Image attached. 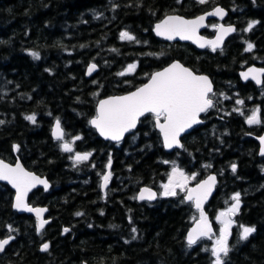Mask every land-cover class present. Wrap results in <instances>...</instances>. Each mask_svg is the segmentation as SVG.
I'll return each instance as SVG.
<instances>
[{
  "label": "trees",
  "instance_id": "obj_1",
  "mask_svg": "<svg viewBox=\"0 0 264 264\" xmlns=\"http://www.w3.org/2000/svg\"><path fill=\"white\" fill-rule=\"evenodd\" d=\"M215 5L227 9L225 22L236 26L221 50L167 43L152 32L167 14L194 17ZM250 21L258 23L244 31ZM213 25L210 21L205 35L213 34ZM122 31L139 43L121 40ZM249 42L250 52L245 51ZM175 59L210 76L216 93L215 107L183 138V148L165 152L147 117L122 145L103 141L90 126L98 99L142 85ZM93 63L98 71L87 78L85 70ZM132 63L134 73L117 75ZM249 65L264 67V0H0V157L10 163L20 159L51 183L49 191L40 188L29 196L31 205L48 208L49 223L40 232L33 216L12 209L14 193L0 183V239L14 237L0 253V264H213L215 216L234 203L237 192L241 207L233 217L225 264H264V156L255 139L264 133V122L246 123L254 109L264 121V84L240 81L238 72ZM28 115L36 122L26 120ZM56 118L71 153L51 137ZM76 153L91 156L74 166ZM109 157L113 178L102 193L100 174ZM173 167L196 174L190 184L209 173L218 177L206 207L216 235L191 248L185 234L197 212L182 192L154 203L135 198L143 185L160 190ZM239 224L256 229L247 241L239 239Z\"/></svg>",
  "mask_w": 264,
  "mask_h": 264
},
{
  "label": "snow or ice",
  "instance_id": "obj_2",
  "mask_svg": "<svg viewBox=\"0 0 264 264\" xmlns=\"http://www.w3.org/2000/svg\"><path fill=\"white\" fill-rule=\"evenodd\" d=\"M199 4L208 3L209 0H197ZM207 16H219L221 19L226 15V12L220 8L215 7L213 11L206 14ZM205 16H199L194 20H186L179 16H168L162 22L156 24L155 32L157 36H162L166 40H173L179 37L181 40H192L198 43L199 47L211 46L213 51L220 48L223 44L224 38L236 31L232 26L213 25L217 30V36L214 40L203 41L197 36L199 28L204 27ZM257 21H250L244 31H251ZM119 38L129 42L137 41L134 35L127 31H122ZM81 47H84L81 45ZM254 45L247 43L245 51H252ZM112 51H118L112 49ZM34 59H39V54L36 52L29 53ZM151 55V54H150ZM137 65L135 63L129 64L126 71L118 73L119 76H125L134 73ZM97 65L90 64L87 69V75H92L96 71ZM242 77L248 80H254L258 85L264 84L260 77L264 76V69L251 68L248 72H243ZM216 93L213 91L211 81L207 76L197 75L190 69L184 67L179 62L172 63L169 67L162 71L155 72L149 78V82L142 87L137 88L135 91L123 95L115 96L109 99L101 100L98 105L97 115L90 121V124L96 128L100 135L105 139L113 141H121L125 133L135 129L141 117L151 115L155 120V126L159 128L163 136V144L167 149L181 148L183 145L180 143V136L183 132L190 129L193 125L202 123L199 119L201 113H207L209 109L215 107V102L212 99ZM223 99H230V97L220 94ZM244 101L241 99L236 100V104L243 105ZM238 111V109H233ZM260 110H252L251 115L246 117V122L249 125H258L262 121L260 117ZM244 113L241 112V115ZM228 115V113H226ZM26 120L32 123L36 122L35 115H28ZM4 121L0 120V124ZM54 139L58 141H65V133L61 127L59 118H56L55 125L52 131ZM77 136L74 140H79ZM261 148L260 155L264 156V136L259 137ZM74 143V141H73ZM19 146L14 145V149L18 150ZM61 149L64 152H73V147L67 141L61 144ZM91 153H76L74 156V166L82 162L88 161ZM164 163H169L164 161ZM107 167L111 168V157H109ZM205 168L211 165H204ZM231 170L235 174L237 171L236 164L231 165ZM101 175V188L106 189L111 179V171L100 174ZM196 174L191 177L186 175L180 169L173 167L168 179V183L162 184L161 187L163 196H177V189L181 192H186L184 200L194 203L195 208L199 211V219L187 234L186 241L189 248L196 245L202 239L212 240L213 230L212 226L205 215L203 205L211 194L215 184L216 176L210 175L206 180L199 182L196 187L188 188L187 184L190 179H195ZM0 180L7 181L16 189L15 203L13 207L18 211L34 212L37 218V230L42 231L48 220L43 218V213L47 211L45 208H34L30 206L27 200L28 192L37 184H42L44 189L47 190L49 185L46 180L33 175L17 163L15 167L5 164L0 161ZM139 200L152 201L157 198V193L153 192L150 188H143L138 197ZM234 203L226 211H221L216 217L217 222L222 226L219 230V235L213 240L210 249L212 257H214L213 264H225V259L228 257L232 247L229 245V237L232 235L231 229L236 223L233 217L239 213L241 207L240 193H235L231 196ZM103 214V213H101ZM77 216H82L83 213L77 212ZM91 227V225H89ZM239 239L247 241L249 237L256 231L255 227L244 226L239 224ZM9 231H15L10 225ZM63 231L67 233L70 231L64 228ZM133 233L136 229H132ZM14 237L0 239V252L5 250L9 245L10 240ZM136 239V236H133ZM128 243V241H125ZM49 244L44 243L41 251H48Z\"/></svg>",
  "mask_w": 264,
  "mask_h": 264
},
{
  "label": "water",
  "instance_id": "obj_3",
  "mask_svg": "<svg viewBox=\"0 0 264 264\" xmlns=\"http://www.w3.org/2000/svg\"><path fill=\"white\" fill-rule=\"evenodd\" d=\"M215 7H220V8H222V9L226 12V15L223 17V19H221L219 16H207V15H206L208 12L213 11ZM202 15H204V16L206 17L205 20H204V24H205V26H204V27H201V28L198 29V31H197V36L200 37L203 41L214 40V39L216 38L217 34H218V33H217V30L215 31V33H214V35H213L212 37H208V36H206V35L203 34V31L208 27V23H209V21H211V20H218V21H220V23H219L218 25H224V26H226V27L230 25V26H232V27H234V28L236 29V26H235V25L224 23V21H225L226 18L228 17V10L225 9L224 7H222L221 5H216V6H214L213 8H210V9H208V10H206V11H204V12H202V13H200V14L194 16V17H185V16H183V15L175 14V13L167 14V15L164 16L162 19H160L159 21H157L156 23H154V25H153V27H152V32H153V34H154L157 38H159V39H161V40H163V41H165V42H167V43H174V42H179V43H191L192 45H194L196 48H198V49H200V50H204V49H206V48H208V47L211 48V46H205V47L201 48V47H199V44H198V43H194L192 40H181L179 37H176V38L173 39V40H166V39H164L162 36H157V35H156V32H155V26H156V24L162 22V21H163L164 19H166L168 16H179V17H181V18H183V19H186V20H194V19H196L197 17L202 16ZM235 32H236V31H235ZM235 32L230 33L229 35H227V36L224 38V41H223V44L221 45V47H220V48H217V49H222L223 46H224V44H225V42H226V40H227L230 36H232ZM211 49H212V48H211ZM174 62H179V63L182 64L184 67H186V68L190 69L191 71H193L190 67L184 65L180 60H177V59H176V60H173V61L169 62V63H168L167 65H165L163 68H161V69H159V70H157V71H155V72H158V71H162V70H164L165 68L169 67V66H170L172 63H174ZM88 67H89V65L87 66V68H86V70H85V76H86L87 78H90L91 76H93V75L98 71V66H97L96 71H94V72L92 73V75H87V74H86V73H87V69H88ZM251 68H255V69H264V67H261V66H257V65H249V66H247L246 68H244V69H242V70H240V71L238 72L239 79L241 80L242 83L252 82V83L255 84L257 87H261L262 84L258 85L254 80L251 79V76L249 77L248 80H245V79L242 77L241 74H242L243 72H248L249 69H251ZM155 72H153L152 74H154ZM193 72H194L195 74H197V75H204V76H207V77L209 78V80L211 81V83H212L213 91H214V87H215V86H214V83H213V81H212V79H211L210 76H208V75H206V74H199V73H196L195 71H193ZM152 74H151V75H152ZM149 78H150V77H149ZM260 79H261L262 81H264V76L260 77ZM148 82H149V79H148L144 84H142V85L139 86V87L144 86V85L147 84ZM139 87H137V88H139ZM137 88H135L134 90L129 91V92H127V93H124V94L110 95V96H106V97L101 98V99L98 101L97 106H96V115H97L98 105H99V102H100L101 100L109 99V98H111V97H115V96H123V95H127V94H129V93L135 91ZM204 114H205V113H201L200 116H199V119L202 121V123H203L202 116H203ZM95 117H96V116H95ZM95 117H93V118H95ZM93 118H92V119H93ZM141 118H143V117H141ZM92 119H91V120H92ZM139 122H140V121H139ZM139 122L137 123L136 128L133 129V130H131L130 132L135 131V130L137 129V127H138V125H139ZM202 123L195 124V125H193L190 129H188V130H186L185 132H183V133L181 134L180 138H179V139H180V143L183 145L182 138H183L188 132L194 130L198 125H200V124H202ZM246 123H247V122H246ZM247 124H248V123H247ZM54 125H55V122H54L53 125H52L51 135H52V131H53ZM248 125H249V124H248ZM91 126H92V125H91ZM92 127H93V126H92ZM93 128H94V127H93ZM155 128H156V130L160 133L159 128H157L156 126H155ZM62 129H63V128H62ZM94 129L96 130L97 134H98V135H99L104 141H111L112 143H118L117 141H113V140L105 139L103 136L100 135L99 131H98L96 128H94ZM128 133H129V132H128ZM128 133H125L124 138H123L121 141H123V140L125 139V137L127 136ZM261 136H264V133L261 134V135H259V136H256V137H255V139H256V141H257V143H258L259 153H260V148H261V144H260L259 137H261ZM160 137H161V140H162L163 149H164L166 152H171V151H173V150L181 149V148H182V147H181V148H175V147H174V148H172V149H167V148L164 147V144H163V136H162L161 133H160ZM52 138L54 139L53 135H52ZM55 140H56V139H55ZM121 141H119V142H121ZM0 161H3L5 164H8V165H10V166H12V167H15V165H16L17 163H19V164L25 169V171L30 172V173H32L33 175L39 177L40 179H42V180H46V181L48 182L49 187H48L47 190L44 189V186H43L42 184H37L35 187H33V188L28 192V194H27V200H26V202H27L30 206L34 207V208H45V209H47V211L43 213V218L49 221V219L46 218V215H47V213H48V208H47L46 206H33V205H31V204L29 203V196H30V194H31L33 191H35L36 189H39V188H42V189H44L45 191H48V190L51 188V183L49 182V180H48L46 177L41 176V175L37 174L36 172L27 169V168L25 167V165L21 162L20 159H17V161H16L15 163H9V162H7L6 160H4V159H2V158H0ZM108 171H111V168H110V169L108 168L106 172H108ZM210 175H214V176H216V184H215V186H214V188H213L211 194L208 196L207 200L205 201V203H204V205H203V208H204V211H205V215L207 216V218H208V220H209V222H210V224H211V226H212V230H213V234H214V233H215L214 223H213V220H212V218L210 217V215H209V213H208V211H207V209H206V206H207V204L210 202V200L212 199V197L214 196V194L216 193V186H217V183H218V177H217V174H215V173H209V174L206 175L203 179H201V180L198 181L197 183L191 185L189 188H194V187H196V185H197L199 182H202V181L206 180ZM0 183H3V184L8 185V186L12 189V191L14 192V196H13V199H12V209H13L14 211H16L18 214H26V215H31V216H33V218L35 219V228H36V231L38 232V230H37V223H38V221H37V218H36L35 213H34V212H26V211H18L17 209H15V208L13 207V205H14V203H15L16 189L13 188L12 185L9 184L7 181L0 180ZM109 185H110V181H109L108 187H109ZM108 187H107V188H108ZM145 187H148V188H150L153 192H156V193H157V191H156L154 188H152V187H149V186H142V187L139 188V190H138V192H137V194H136V199H137L138 201H148V200H139V199L137 198L138 195H139V193H140V191H141L143 188H145ZM107 188H106V189H107ZM106 189H102V188H101L102 192H104ZM185 195H186V192H185ZM185 195H184V197H185ZM157 197H158V193H157ZM156 199H157V198H156ZM156 199H155V200H152V201H149V202H154V201H156ZM185 202H187V203H192V202H189V201H186V200H185ZM192 204H193V208H194V210L197 211V214H198V215H197V219L193 222V224H192V225L189 227V229L187 230V232H186V234H185V241H186V237H187L188 232H189L193 227H195L196 221L199 219V215H200V214H199V211L195 208L194 203H192ZM47 224H48V223H47ZM47 224H46V225H47ZM46 225H45V227H46ZM45 227H44V228H45ZM186 243H187V241H186ZM6 247H7V246H6ZM6 247H5V248H6ZM0 253H1V252H0Z\"/></svg>",
  "mask_w": 264,
  "mask_h": 264
},
{
  "label": "rangeland",
  "instance_id": "obj_4",
  "mask_svg": "<svg viewBox=\"0 0 264 264\" xmlns=\"http://www.w3.org/2000/svg\"><path fill=\"white\" fill-rule=\"evenodd\" d=\"M213 29H214V27H213ZM81 154H83V153H81ZM75 156V155H74ZM176 168H178V169H180L179 167H176ZM181 171H183L186 175H188L189 177H191L189 174H187L184 170H182V169H180ZM172 171V170H171ZM170 174H171V172H170ZM170 174H169V176H170ZM169 176L167 177V179H166V181L163 183V184H166V183H168V179H169ZM189 182H190V180L188 181V184H189ZM188 184H187V186H188ZM159 192H160V197L162 196V197H165V196H163V195H161V193L163 192V189H162V187H161V189L159 190ZM179 192H181L179 189H177V193H179ZM182 193H184V192H182ZM227 209H224V210H221V211H226ZM220 211V212H221ZM220 212H218L217 214H216V216H215V219H216V217L218 216V214L220 213ZM217 221V220H216ZM218 223V222H217ZM219 224V223H218ZM222 226L219 224V228H218V233H217V235H216V237H215V239L217 238V236L219 235V230H220V228H221ZM214 239V240H215Z\"/></svg>",
  "mask_w": 264,
  "mask_h": 264
},
{
  "label": "flooded vegetation",
  "instance_id": "obj_5",
  "mask_svg": "<svg viewBox=\"0 0 264 264\" xmlns=\"http://www.w3.org/2000/svg\"><path fill=\"white\" fill-rule=\"evenodd\" d=\"M147 117V119H148V121H150V120H152V122H153V125H154V118L149 114V115H147L146 116ZM186 136V135H185ZM124 142V141H123ZM118 145H122V143H119ZM113 175V174H112Z\"/></svg>",
  "mask_w": 264,
  "mask_h": 264
}]
</instances>
